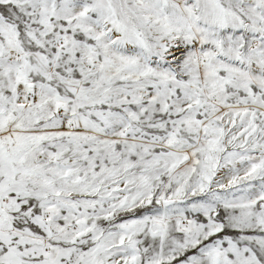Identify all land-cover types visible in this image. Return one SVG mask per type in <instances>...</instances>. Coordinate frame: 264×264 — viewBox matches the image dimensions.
<instances>
[{
    "label": "snow or ice",
    "instance_id": "snow-or-ice-1",
    "mask_svg": "<svg viewBox=\"0 0 264 264\" xmlns=\"http://www.w3.org/2000/svg\"><path fill=\"white\" fill-rule=\"evenodd\" d=\"M0 264H264V0H0Z\"/></svg>",
    "mask_w": 264,
    "mask_h": 264
}]
</instances>
